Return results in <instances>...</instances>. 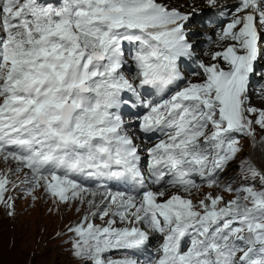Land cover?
Returning a JSON list of instances; mask_svg holds the SVG:
<instances>
[{"label":"snow or ice","instance_id":"obj_1","mask_svg":"<svg viewBox=\"0 0 264 264\" xmlns=\"http://www.w3.org/2000/svg\"><path fill=\"white\" fill-rule=\"evenodd\" d=\"M194 14L159 0H0V158L28 170L29 195L42 187L57 203L92 197L68 228L83 264H264V190L224 185L234 199L191 197L202 183L219 186L240 151L237 134L253 136V123L264 129V110L247 106L264 0H238L217 33L231 43L211 58L227 67L200 61L201 82L180 87ZM129 103L146 110L140 131L163 137L147 149V174L123 118ZM243 170L264 182L253 164ZM78 176L102 183L91 190ZM110 181L139 192H112ZM8 184L0 175V202L12 209ZM153 237L160 243L148 252ZM113 250L123 257L106 259Z\"/></svg>","mask_w":264,"mask_h":264},{"label":"rangeland","instance_id":"obj_2","mask_svg":"<svg viewBox=\"0 0 264 264\" xmlns=\"http://www.w3.org/2000/svg\"><path fill=\"white\" fill-rule=\"evenodd\" d=\"M166 1L173 7H182L191 0ZM198 6L196 5V7ZM202 7L203 5H200L199 9ZM182 10L190 11V4H186ZM188 29H195V24L188 26ZM250 95H254V93L252 92ZM258 97L253 98L249 103L257 109L264 106V95ZM249 118L254 121L256 115L252 114ZM253 130V136L241 134V137L238 138L240 151L233 158L227 175L232 174L236 164L243 159L242 162L245 163L253 161L255 167L264 173V129L253 123ZM15 169L14 161H5L0 158V175L12 179V188L8 192H4V200L7 201L11 197L13 204V208L9 209L5 203L0 202V264H83L79 258L72 255L71 240L74 237L68 228L75 225L78 218L82 219L84 213L89 211L87 200L92 197L84 194L83 203L80 200L57 203L41 187L35 189L33 193L35 199H33V195L23 191L22 175L24 171L16 172ZM13 185H17V187L14 188ZM211 192L217 195L223 193L211 188L208 189L207 195ZM223 194L226 195V199L230 198L227 194ZM236 195H233L232 198H235ZM95 200L99 201L96 198ZM9 211L14 214L9 215ZM96 219L103 222L98 217L93 221Z\"/></svg>","mask_w":264,"mask_h":264},{"label":"bare ground","instance_id":"obj_3","mask_svg":"<svg viewBox=\"0 0 264 264\" xmlns=\"http://www.w3.org/2000/svg\"><path fill=\"white\" fill-rule=\"evenodd\" d=\"M161 1V0H160ZM166 0H163V3H168L167 1L165 2ZM189 1V0H188ZM206 1V4L204 3V0H195L194 2H195V6L194 7H196V4H200V5H203V7H202V9H206L207 7H208V3H207V0H205ZM189 2H187L186 4H188ZM176 4V3H175ZM180 4V3H179ZM185 4V5H186ZM185 5H183L182 7H180L181 8V10H182V8L183 7H185ZM186 9H188V8H186ZM202 9H200V10H202ZM190 11H192V10H190ZM190 11H188V12H190ZM197 46L199 47V44L197 43ZM253 91L252 90H250L249 91V93H248V95H250L251 93H252ZM250 97H252V99H253V95H250ZM258 96H255L254 98H257ZM97 199V198H96ZM84 215H85V213H84ZM83 215V216H84ZM81 221V218H78V221L76 222V224L77 223H79ZM75 224V225H76Z\"/></svg>","mask_w":264,"mask_h":264}]
</instances>
